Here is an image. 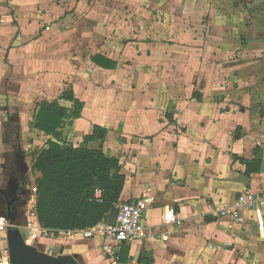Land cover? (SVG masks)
Wrapping results in <instances>:
<instances>
[{
	"label": "crops",
	"instance_id": "obj_1",
	"mask_svg": "<svg viewBox=\"0 0 264 264\" xmlns=\"http://www.w3.org/2000/svg\"><path fill=\"white\" fill-rule=\"evenodd\" d=\"M195 1L177 18L175 0H154L173 13L151 23L114 0H0V214L27 244L79 264H264V206L235 223L218 215L264 192V0ZM65 90L83 105L57 128L62 141L103 126L124 176L118 204L146 202L153 236L111 243L117 259L102 235L43 228L32 214L33 160L55 140L35 115L43 102L70 111Z\"/></svg>",
	"mask_w": 264,
	"mask_h": 264
},
{
	"label": "trees",
	"instance_id": "obj_2",
	"mask_svg": "<svg viewBox=\"0 0 264 264\" xmlns=\"http://www.w3.org/2000/svg\"><path fill=\"white\" fill-rule=\"evenodd\" d=\"M92 60L101 67L115 66L114 62L105 63L99 56H93ZM61 97L71 101L70 111L57 101L43 102L35 115L34 127L55 138L33 160L32 168L39 172L35 214L43 228L85 230L102 222L118 204L124 176L117 158L104 152L106 129L103 126L93 125L78 144L62 141L57 128L65 116H77L83 103L70 90L63 91ZM96 188L101 190L100 202L94 197Z\"/></svg>",
	"mask_w": 264,
	"mask_h": 264
},
{
	"label": "built area",
	"instance_id": "obj_3",
	"mask_svg": "<svg viewBox=\"0 0 264 264\" xmlns=\"http://www.w3.org/2000/svg\"><path fill=\"white\" fill-rule=\"evenodd\" d=\"M94 197L97 201H101V190L95 189ZM145 200L142 198H133L128 201L117 204L118 207L116 223L110 225L106 222H101L95 226L81 230V234L85 237L92 236L93 234H100L106 238L107 243L103 245V251L107 254H115L116 252L111 248L110 244H121L137 238L145 236H153L149 231L147 222L144 218L143 212L145 209ZM264 206V192L253 193L246 192L239 195L231 206L223 207L218 210V215L227 217L230 223H235L240 220V210L242 209H255L257 216H260L261 210L258 207ZM35 207V204H33ZM264 211V208H263ZM35 215V208L32 212ZM165 221L167 223H176L177 218L172 208H167L165 211ZM13 225L9 218L0 214V241L6 242V234L9 228ZM228 226H231L230 224ZM4 248L0 247V264H11L9 259L4 256Z\"/></svg>",
	"mask_w": 264,
	"mask_h": 264
},
{
	"label": "water",
	"instance_id": "obj_4",
	"mask_svg": "<svg viewBox=\"0 0 264 264\" xmlns=\"http://www.w3.org/2000/svg\"><path fill=\"white\" fill-rule=\"evenodd\" d=\"M106 156H109L107 151ZM118 207L113 206L103 221L114 225L116 223ZM6 244L8 258L11 264H79L77 259L71 254H62L55 256L46 253L36 246L27 244L22 232L16 226L8 229L6 234Z\"/></svg>",
	"mask_w": 264,
	"mask_h": 264
},
{
	"label": "rangeland",
	"instance_id": "obj_5",
	"mask_svg": "<svg viewBox=\"0 0 264 264\" xmlns=\"http://www.w3.org/2000/svg\"><path fill=\"white\" fill-rule=\"evenodd\" d=\"M114 1L118 2L120 5L125 4L124 6L121 5L120 11L123 13L125 12V16L129 17L130 19L139 15V16H143L145 19H149L150 20L149 22L152 23L153 21H157L158 19H162L163 17L168 18V17H170L169 14L171 15L173 13V11L171 9L165 8L163 10H160L159 8L152 6V4L154 3V0H143L144 5H142L141 0H114ZM175 1L177 4L176 5L177 11H175V15L177 16V18H180L181 13H182V9H179V8H180V6L183 5L185 0H175ZM229 3H230V1H229ZM165 4H167V3H165ZM194 4H199V1L196 0L195 2H193V7H195ZM192 11H193V17H195V18L201 17L199 15V10H197L196 8H193ZM151 23H148V29H147L148 31L150 30L149 28L156 27V25L151 26L150 25ZM145 26L147 27V25H145ZM172 27L178 31H182L183 24L181 22H179V20L176 19L175 24H173ZM162 33H163V30H162ZM30 245H32V244H30ZM2 248H4L3 253H4L5 258L9 259L8 258V251H7V244L4 243Z\"/></svg>",
	"mask_w": 264,
	"mask_h": 264
},
{
	"label": "bare ground",
	"instance_id": "obj_6",
	"mask_svg": "<svg viewBox=\"0 0 264 264\" xmlns=\"http://www.w3.org/2000/svg\"><path fill=\"white\" fill-rule=\"evenodd\" d=\"M29 236H30L31 238H33V234H30Z\"/></svg>",
	"mask_w": 264,
	"mask_h": 264
}]
</instances>
